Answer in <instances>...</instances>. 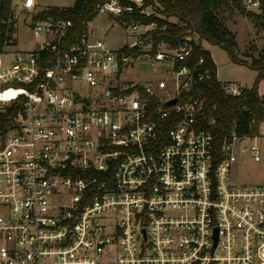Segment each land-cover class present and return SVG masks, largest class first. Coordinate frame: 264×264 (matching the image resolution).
<instances>
[{"label":"built area","instance_id":"built-area-1","mask_svg":"<svg viewBox=\"0 0 264 264\" xmlns=\"http://www.w3.org/2000/svg\"><path fill=\"white\" fill-rule=\"evenodd\" d=\"M37 5L24 0L43 40L0 52V264H264V184L232 176L251 135L206 113L205 57L148 42L165 74L129 81L131 52L91 31L107 14L139 50L170 19L164 0H99L76 42L71 18L33 20ZM220 85L246 102L247 86Z\"/></svg>","mask_w":264,"mask_h":264},{"label":"trees","instance_id":"trees-1","mask_svg":"<svg viewBox=\"0 0 264 264\" xmlns=\"http://www.w3.org/2000/svg\"><path fill=\"white\" fill-rule=\"evenodd\" d=\"M99 0H75L72 6H51L33 13V20H37L47 14L59 15L73 20L70 36L71 42H76L87 26V22L94 18V6ZM238 12L255 25L264 29V0H259V11H254L246 5L244 0H231ZM223 0H164V12L170 18L166 20V26L153 31L152 38L148 41L156 51L163 44L177 46L188 40L194 46L192 57L198 59L205 57V66L210 69L211 87L204 86L206 97V113L216 117L217 127L225 125L232 117H237L241 134L248 133L251 136L259 134L261 123L264 121V96L259 92L258 86L264 77V47L259 56H253L250 61L242 58L238 50L236 34L221 20L212 6H219ZM15 10L12 0H0V52L6 44H10L11 34L15 30ZM174 17L176 20H171ZM194 34L199 36L195 40ZM207 40L211 44L223 47L234 62L246 64L258 70V76L253 86L246 89L247 100L237 99L226 95L220 85L217 76V66L209 50L202 47L201 41ZM136 51L129 45H125L120 51L130 53ZM246 103L256 115V122L249 126V111L243 109Z\"/></svg>","mask_w":264,"mask_h":264},{"label":"rangeland","instance_id":"rangeland-1","mask_svg":"<svg viewBox=\"0 0 264 264\" xmlns=\"http://www.w3.org/2000/svg\"><path fill=\"white\" fill-rule=\"evenodd\" d=\"M245 2L247 0H244ZM38 8L68 7L75 0H37ZM15 10V30L11 34L10 44L3 48L2 57L4 64L12 60L17 50L35 48L44 36H35L31 28V12L24 6V0H12ZM248 8L259 11V4L251 3ZM221 20L236 34L238 50L242 58L250 61L253 56H259L264 47V29L255 25L246 16L240 14L231 0H223L221 5L212 6ZM171 20H176L174 17ZM95 38L104 39L112 48L120 49L130 41L123 27L114 24L107 14H99L90 25ZM195 40L199 36L194 34ZM202 47L209 50L217 66V76L221 82L236 81L247 87L254 85L258 76V70L246 64L234 62L228 52L219 45H214L207 40L201 41ZM162 47H166L165 44ZM151 48L148 41L140 44L139 50L131 52V59L123 77L129 81H151L165 74L166 63H157L145 50ZM144 50V51H141ZM145 53V54H144ZM144 54V55H143ZM259 92L264 96V77L259 82ZM241 145H247L246 151L239 150ZM257 145L261 160L256 161L250 152V148ZM233 179L237 184L257 185L264 184V121L261 123L259 134L237 143V160L233 167Z\"/></svg>","mask_w":264,"mask_h":264},{"label":"water","instance_id":"water-1","mask_svg":"<svg viewBox=\"0 0 264 264\" xmlns=\"http://www.w3.org/2000/svg\"><path fill=\"white\" fill-rule=\"evenodd\" d=\"M175 102H176V98H173V99H171V100L166 101L165 104H166V105H170V104H173V103H175Z\"/></svg>","mask_w":264,"mask_h":264}]
</instances>
